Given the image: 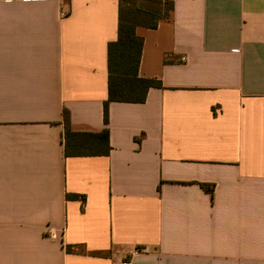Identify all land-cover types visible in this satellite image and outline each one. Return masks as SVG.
<instances>
[{
	"label": "crops",
	"instance_id": "1",
	"mask_svg": "<svg viewBox=\"0 0 264 264\" xmlns=\"http://www.w3.org/2000/svg\"><path fill=\"white\" fill-rule=\"evenodd\" d=\"M167 1L105 125L119 0H0V264H264V0Z\"/></svg>",
	"mask_w": 264,
	"mask_h": 264
},
{
	"label": "trees",
	"instance_id": "2",
	"mask_svg": "<svg viewBox=\"0 0 264 264\" xmlns=\"http://www.w3.org/2000/svg\"><path fill=\"white\" fill-rule=\"evenodd\" d=\"M172 9V3L167 0H119L117 38L107 46L109 79L108 98L103 104L105 125L110 102L142 103L149 88H161L157 80L137 77L143 39L135 30L137 27L156 28L158 21L168 18ZM63 121L66 131L69 128L66 111ZM104 131L107 133V129ZM208 190L212 193V188Z\"/></svg>",
	"mask_w": 264,
	"mask_h": 264
},
{
	"label": "built area",
	"instance_id": "3",
	"mask_svg": "<svg viewBox=\"0 0 264 264\" xmlns=\"http://www.w3.org/2000/svg\"><path fill=\"white\" fill-rule=\"evenodd\" d=\"M181 60L183 61L184 58H182ZM138 252H139L138 250H134V252L132 253V255L134 256V255L138 254Z\"/></svg>",
	"mask_w": 264,
	"mask_h": 264
}]
</instances>
